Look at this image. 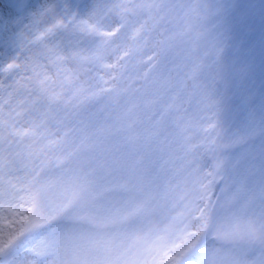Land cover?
<instances>
[{
  "label": "snow or ice",
  "instance_id": "obj_1",
  "mask_svg": "<svg viewBox=\"0 0 264 264\" xmlns=\"http://www.w3.org/2000/svg\"><path fill=\"white\" fill-rule=\"evenodd\" d=\"M0 264H264V0H0Z\"/></svg>",
  "mask_w": 264,
  "mask_h": 264
},
{
  "label": "rangeland",
  "instance_id": "obj_2",
  "mask_svg": "<svg viewBox=\"0 0 264 264\" xmlns=\"http://www.w3.org/2000/svg\"><path fill=\"white\" fill-rule=\"evenodd\" d=\"M73 2L75 3L76 0H73ZM2 3H3L4 6H6V7H10V6H11V0H2Z\"/></svg>",
  "mask_w": 264,
  "mask_h": 264
}]
</instances>
